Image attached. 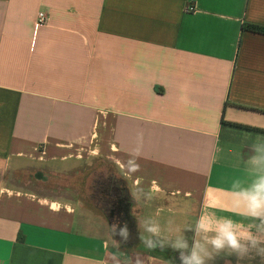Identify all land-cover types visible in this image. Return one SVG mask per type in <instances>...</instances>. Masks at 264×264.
<instances>
[{
  "label": "crops",
  "instance_id": "1",
  "mask_svg": "<svg viewBox=\"0 0 264 264\" xmlns=\"http://www.w3.org/2000/svg\"><path fill=\"white\" fill-rule=\"evenodd\" d=\"M244 23L264 27V0H0V264H264V213L231 195L264 174V34ZM90 155L153 203L129 202L136 243L16 183Z\"/></svg>",
  "mask_w": 264,
  "mask_h": 264
},
{
  "label": "rangeland",
  "instance_id": "2",
  "mask_svg": "<svg viewBox=\"0 0 264 264\" xmlns=\"http://www.w3.org/2000/svg\"><path fill=\"white\" fill-rule=\"evenodd\" d=\"M25 170L16 178L19 187L43 198L54 199L52 202L45 200L49 206L55 202L61 203L63 208L66 205L70 210L75 209L76 217L91 226L90 232H85V235L102 236L110 246L120 247L121 243L116 238L112 226L108 224L110 209L106 207L107 198L104 193L108 192L109 188L120 190L133 205L144 202L153 204L149 200L146 201L149 196L142 191L131 194L125 177L110 159L103 156L90 155L81 159L79 165L64 172H54L49 168L34 165ZM136 196L139 197L138 200ZM55 205L57 207V204Z\"/></svg>",
  "mask_w": 264,
  "mask_h": 264
},
{
  "label": "clouds",
  "instance_id": "3",
  "mask_svg": "<svg viewBox=\"0 0 264 264\" xmlns=\"http://www.w3.org/2000/svg\"><path fill=\"white\" fill-rule=\"evenodd\" d=\"M253 150L257 152V155H254L250 158V163L256 166H264V152L261 151L259 147L253 145ZM139 170V165L133 166L131 171L135 172ZM261 172L264 173V167H261ZM238 186V182L234 184V187ZM155 187H153L150 191H155ZM233 198V206L240 207L243 206L246 212L250 216H260L264 213V174H261L257 177V179L253 182L250 188L242 189L240 191H235L231 193ZM231 223H218L216 225L215 231L219 233V237L213 239L211 242L217 247H221L225 240L232 246L238 247L237 234L232 230ZM197 232L210 231L212 230V222L205 217H201L196 225ZM113 231H115V226H113ZM149 232L157 233L158 229L155 227L149 228ZM123 235L124 239L127 240L128 232L127 225H125L124 229L120 233ZM144 238H142L143 240ZM151 248H155L156 245H148ZM185 264H200L199 257L196 252L193 251L191 258H184ZM139 264V262H138Z\"/></svg>",
  "mask_w": 264,
  "mask_h": 264
},
{
  "label": "flooded vegetation",
  "instance_id": "4",
  "mask_svg": "<svg viewBox=\"0 0 264 264\" xmlns=\"http://www.w3.org/2000/svg\"><path fill=\"white\" fill-rule=\"evenodd\" d=\"M112 192L115 195L114 197L110 198ZM104 195L107 197L106 207L110 209V214L108 216V224L109 226H112V228L113 226H115L114 232L116 237L123 239L124 237L120 233L124 229L125 225H127V232H129L132 226V220L127 214L130 211L131 205L128 199H126L125 196L118 189L109 188L108 192L104 193ZM125 241H128V237Z\"/></svg>",
  "mask_w": 264,
  "mask_h": 264
},
{
  "label": "trees",
  "instance_id": "5",
  "mask_svg": "<svg viewBox=\"0 0 264 264\" xmlns=\"http://www.w3.org/2000/svg\"><path fill=\"white\" fill-rule=\"evenodd\" d=\"M243 29H246V30H249V31H252V32H255V33H260V34H264V27H261V26H257V25H253V24H248V23H244L242 25ZM114 193L112 192L110 198L114 197ZM107 198V197H106ZM107 200V199H106ZM161 251L163 253H166V254H169L171 255L173 253L172 250L168 249V248H160ZM174 255H177L176 253H174Z\"/></svg>",
  "mask_w": 264,
  "mask_h": 264
},
{
  "label": "built area",
  "instance_id": "6",
  "mask_svg": "<svg viewBox=\"0 0 264 264\" xmlns=\"http://www.w3.org/2000/svg\"><path fill=\"white\" fill-rule=\"evenodd\" d=\"M187 10L188 11H193L194 7L193 6H189V7H187ZM44 22H45V14L43 12H39L37 14V17H36V24L40 26V25L44 24Z\"/></svg>",
  "mask_w": 264,
  "mask_h": 264
},
{
  "label": "water",
  "instance_id": "7",
  "mask_svg": "<svg viewBox=\"0 0 264 264\" xmlns=\"http://www.w3.org/2000/svg\"><path fill=\"white\" fill-rule=\"evenodd\" d=\"M128 209H129V204H128ZM127 214H128V216H130L129 212ZM128 240L132 241V242L135 241V243L137 242V237H136V232H135V224H132V226L128 232Z\"/></svg>",
  "mask_w": 264,
  "mask_h": 264
}]
</instances>
